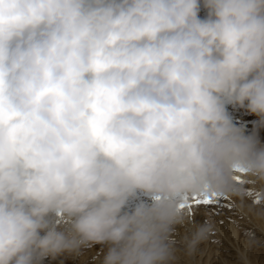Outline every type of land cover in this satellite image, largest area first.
<instances>
[{
    "label": "clouds",
    "instance_id": "clouds-1",
    "mask_svg": "<svg viewBox=\"0 0 264 264\" xmlns=\"http://www.w3.org/2000/svg\"><path fill=\"white\" fill-rule=\"evenodd\" d=\"M228 106L264 128V0H0V264H178L186 198L264 195Z\"/></svg>",
    "mask_w": 264,
    "mask_h": 264
},
{
    "label": "rangeland",
    "instance_id": "rangeland-1",
    "mask_svg": "<svg viewBox=\"0 0 264 264\" xmlns=\"http://www.w3.org/2000/svg\"><path fill=\"white\" fill-rule=\"evenodd\" d=\"M193 212H194L193 223L203 224L206 221L209 222L212 226V230L208 235H216V237H222L224 234H228L230 232L229 231L230 224L233 223L236 224V221L241 219V217L237 219L232 213H229L226 210L223 209L219 210L214 207L209 208L208 206L196 207ZM251 218L252 217L250 218L246 217V221H248L247 223L252 222ZM219 222L221 225L219 224ZM191 227H192L191 225L177 227L175 234V242H176V247L179 249L178 264H238L235 258V256H237V253L236 252L234 254L232 253L234 252L235 247L230 246L229 243H226L227 245H224L219 240L213 238H210V240L208 239V243L206 244L205 242L200 243L196 248L197 250H195L192 254L190 255L187 254L184 250V245L182 241L184 235L190 232ZM221 230L223 231L220 232ZM254 235L255 234H253V236ZM262 235L263 238L261 239V241L252 242L250 244L245 245L249 247L248 255L250 256L249 258L251 262L254 264H264V233ZM212 244L215 246H213ZM237 246H239V248L241 249L245 248V246L242 245H237ZM107 247H108L107 245H101V244H96L91 247H84L81 249L82 251L79 254L74 255L72 262L69 261L71 259L70 257L71 254L65 253L63 255H60V257H64L67 260V261L65 260V264H78L77 262L80 261L79 259L81 258V256L84 254H88L86 255L87 257L85 256V258L81 260V263L83 262L84 264H102L103 257L107 252ZM229 247L232 248V250L228 249ZM219 250L221 251V254H217V251ZM250 253L252 256L250 255ZM50 259L52 260L51 257L49 259L45 258L43 264H53L52 261H50Z\"/></svg>",
    "mask_w": 264,
    "mask_h": 264
},
{
    "label": "bare ground",
    "instance_id": "bare-ground-1",
    "mask_svg": "<svg viewBox=\"0 0 264 264\" xmlns=\"http://www.w3.org/2000/svg\"><path fill=\"white\" fill-rule=\"evenodd\" d=\"M206 14H207L206 10L201 8L200 17L204 18L206 16ZM228 111L231 114L233 121L237 125L245 127V129L248 133H251L253 130H256L258 132V136H259L261 143H264V128H258V129L256 128V121L258 120V117H256L253 114H250L246 109L239 108V107L234 108L232 106H228ZM247 187H248V190H250L254 193V195L252 197H249V196H245V197H241V198L232 197V198H227L226 200L222 198L219 202L220 206L214 207L216 209H219V210L223 209L229 213H232L237 219L241 217L240 220L236 221V219H235L236 224H234V223L230 224V226H229L230 232L228 233L230 235L224 234L222 237H216V235H207V238L203 241V243L204 242H205V244L208 243V239L210 240V238L217 239L220 242H222V244H224V245H227L226 243H229L230 246L235 247L234 252H232L234 254L235 252L237 253L238 249H241L237 245L245 246V245L250 244L252 242L261 241V239L263 238L262 234L264 233V219L258 218L256 213L258 211H260V209L264 208V195L261 194V192L258 188L253 189V187L250 184L247 185ZM256 194H259L260 203H258V204L254 203V200L256 199ZM229 204H231L232 207H228ZM253 205H255V207H253ZM203 207H205V206H203ZM246 217H248V218L252 217L251 218L252 222L250 221L251 223H247L248 221H246ZM219 224H220V222H219ZM222 231L223 230H221L220 232H222ZM253 234H255V235L253 236ZM260 235H262V236H260ZM213 246H215V245H213ZM228 249L232 250V248H230V247ZM81 251L82 250H80V252ZM217 254H221V251L220 250L217 251ZM248 254H249V252H248ZM74 255L75 254H71V256H70L71 259L69 261L72 262ZM86 255H88V254L82 255L81 258L79 259L80 261H78L77 263L78 264H84L83 262L81 263V260H83V258H85ZM206 255H208V254H206ZM250 255H251V253H250ZM49 258L50 257H47V259H49ZM235 258H236V262L238 263V257L235 256ZM251 258H253V257H251ZM65 260L66 259L64 257H60V256H57L55 259H52V260L50 259V261H52L53 264H65ZM252 264H254V263H252Z\"/></svg>",
    "mask_w": 264,
    "mask_h": 264
},
{
    "label": "snow or ice",
    "instance_id": "snow-or-ice-1",
    "mask_svg": "<svg viewBox=\"0 0 264 264\" xmlns=\"http://www.w3.org/2000/svg\"><path fill=\"white\" fill-rule=\"evenodd\" d=\"M236 180L238 183H244V181L240 176H237ZM248 195L249 197H252L254 193L249 190ZM186 199H188L189 202L187 203V205H181V207H187L189 211L192 212L196 207H200V206H208L209 208L220 206L219 202L222 198L217 197L215 195H211V196L205 195L203 197L194 196ZM223 199L226 200L227 198L223 197ZM254 203L257 204L260 203L259 194H256V199L254 200ZM228 207H232V205L229 204Z\"/></svg>",
    "mask_w": 264,
    "mask_h": 264
}]
</instances>
